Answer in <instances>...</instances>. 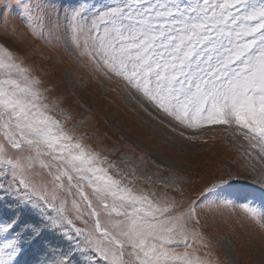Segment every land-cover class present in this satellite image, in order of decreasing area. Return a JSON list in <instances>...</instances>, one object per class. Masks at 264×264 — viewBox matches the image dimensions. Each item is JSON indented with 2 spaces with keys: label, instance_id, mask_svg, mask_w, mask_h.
<instances>
[{
  "label": "snow or ice",
  "instance_id": "obj_1",
  "mask_svg": "<svg viewBox=\"0 0 264 264\" xmlns=\"http://www.w3.org/2000/svg\"><path fill=\"white\" fill-rule=\"evenodd\" d=\"M20 7L31 34L63 46L103 93L123 92L125 105L189 141L213 126L242 138L261 202L239 206L264 235V0H114L63 16L46 0ZM52 91L0 43V264H74L77 254L84 264L90 254L105 264H264V245L259 261L241 260L198 212L234 207L220 192L239 174L185 205L181 178L130 127L118 121L111 146L94 143L97 133L82 130L100 119L92 108L76 96L77 114Z\"/></svg>",
  "mask_w": 264,
  "mask_h": 264
},
{
  "label": "rangeland",
  "instance_id": "obj_2",
  "mask_svg": "<svg viewBox=\"0 0 264 264\" xmlns=\"http://www.w3.org/2000/svg\"><path fill=\"white\" fill-rule=\"evenodd\" d=\"M46 2L60 9L63 16V8L101 7L104 4L113 3L114 0H46ZM20 5L21 0H0V43L21 53L25 62L39 73L45 85L53 90L52 95H62L67 102H71V107L77 114L83 109L74 99L76 96L80 98V102L92 108L100 119L91 127L85 125L82 130L97 133L98 140L93 141L94 143L102 140L104 144L111 146L118 135L114 128L118 121L130 127L139 137L137 141L139 148L146 151L149 157L156 159L158 163L164 162L166 168L172 169L175 175L181 178L176 183L183 189L185 205L212 183L221 178L227 179L230 173L239 174V179L231 181V187L224 188L220 192L221 196H226L235 202L234 207L222 208L218 212L215 209L211 211L198 209V212L206 225L204 231L212 234L218 244L226 240L233 246L241 260L254 258L259 261L261 246L264 245V235L251 224L239 206L246 199L255 198L257 204L261 202L257 186L252 183L256 174L246 166L243 149L239 147V143L246 144V142L241 138L238 143L230 134L216 130L218 126L200 133L199 135L203 136L202 140L189 141L173 133L166 126L167 122L161 124L136 110L135 106L125 105L120 99L124 95L123 92L103 93L98 84L90 82L84 69L76 67L74 59L67 54L63 46L53 47L52 44L31 34ZM5 17L7 23H5ZM13 29H15V35L12 34ZM60 31L63 33V29ZM63 39L67 37H62L61 44ZM66 70L71 71L73 75L66 76ZM81 83L83 87L80 86ZM84 114L89 115V113ZM100 134H106L111 137V140ZM205 140L207 142H204ZM149 170L160 171L152 169L150 165ZM160 174L171 178L173 172L162 171ZM2 179L0 175V180ZM153 179L155 180V176ZM153 188L158 195L167 191L170 195L181 199L179 193L173 192L170 188L165 189L158 184L153 185ZM0 218L7 219L2 213ZM23 259L30 261L31 253L26 254ZM73 260L74 264H84L79 254ZM88 264H105V262L98 255L90 254Z\"/></svg>",
  "mask_w": 264,
  "mask_h": 264
}]
</instances>
